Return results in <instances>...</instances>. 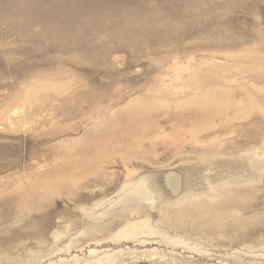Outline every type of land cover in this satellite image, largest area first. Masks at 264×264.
I'll use <instances>...</instances> for the list:
<instances>
[{
  "label": "rangeland",
  "instance_id": "obj_1",
  "mask_svg": "<svg viewBox=\"0 0 264 264\" xmlns=\"http://www.w3.org/2000/svg\"><path fill=\"white\" fill-rule=\"evenodd\" d=\"M0 264H264V0H0Z\"/></svg>",
  "mask_w": 264,
  "mask_h": 264
},
{
  "label": "bare ground",
  "instance_id": "obj_2",
  "mask_svg": "<svg viewBox=\"0 0 264 264\" xmlns=\"http://www.w3.org/2000/svg\"><path fill=\"white\" fill-rule=\"evenodd\" d=\"M175 187V186H174ZM176 188V187H175ZM177 189V188H176ZM176 191V190H175Z\"/></svg>",
  "mask_w": 264,
  "mask_h": 264
}]
</instances>
